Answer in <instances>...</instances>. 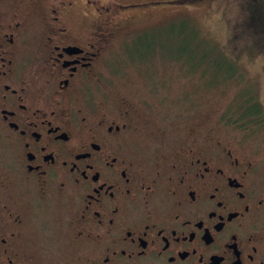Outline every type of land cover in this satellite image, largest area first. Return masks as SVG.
<instances>
[{
    "label": "flooded vegetation",
    "instance_id": "af4514ba",
    "mask_svg": "<svg viewBox=\"0 0 264 264\" xmlns=\"http://www.w3.org/2000/svg\"><path fill=\"white\" fill-rule=\"evenodd\" d=\"M148 3L0 0V264H264V177L233 126L169 141L147 99L85 92Z\"/></svg>",
    "mask_w": 264,
    "mask_h": 264
},
{
    "label": "rangeland",
    "instance_id": "374dc122",
    "mask_svg": "<svg viewBox=\"0 0 264 264\" xmlns=\"http://www.w3.org/2000/svg\"><path fill=\"white\" fill-rule=\"evenodd\" d=\"M101 1L150 3L119 12L120 19L129 18L131 23L111 38L104 60L97 67V80L85 88L87 96L102 99L108 106L113 102L115 105L121 96L134 103L140 98L147 99L153 104L152 113H148L151 117L162 122L173 120L171 125L174 126L167 129L169 141H176L188 127L209 129L220 123L233 126L236 132L228 134L229 139L234 135L242 136L264 177V25L258 29L253 23V18H264V9L259 15L255 12L251 15L246 0ZM186 22V28L190 25L206 44L202 48L204 53L212 49L217 53L219 47L229 51L235 62L236 69L231 72L234 76L219 80L218 68L207 60L187 71L188 66L173 63L175 49L171 55H162L159 50L139 58L127 54L136 47L133 39L144 32L153 37L171 32L172 39L181 29H186ZM183 37L169 41L176 42V47ZM254 98L261 103V114L246 112L247 101ZM251 119L256 122L248 126Z\"/></svg>",
    "mask_w": 264,
    "mask_h": 264
},
{
    "label": "trees",
    "instance_id": "16d2710c",
    "mask_svg": "<svg viewBox=\"0 0 264 264\" xmlns=\"http://www.w3.org/2000/svg\"><path fill=\"white\" fill-rule=\"evenodd\" d=\"M246 1L249 4L251 15L253 14V12L259 15L260 11L264 9L263 0H246ZM253 20H254L253 23H255L258 29L263 28L264 25L263 17H258L255 19L253 18ZM187 24L188 22L185 23L184 28H186ZM255 32L257 31L255 30ZM170 33L171 32L164 34L163 37H159L158 35L153 37L151 34L144 32L138 38L133 39L136 40V47L133 51H129L130 53L127 52V54L128 55L134 54L139 58V57H145L146 55L156 50H159L162 53V55H164V54H170V52L175 49L173 59H175L176 61L186 60L187 62H200V61L205 62L207 60V62H210L211 64H213V66L215 65V67L218 68V78H220L219 80L222 79L225 80L228 77L234 76L231 73L236 69L235 64H233L234 59L231 57L229 51L224 49V47H219L217 53H215L214 49H212V52L210 53H204L203 49L205 48L204 46L206 44H204L203 40L199 38L197 32L191 29L190 25L188 29L187 28L181 29L179 33L174 35V38H172V39H178L177 37L184 36L183 37L184 40L180 41V43H178L176 47H175L176 42L170 43L169 41L172 40L169 36ZM186 36H188V38ZM191 45H194L196 47L191 49L190 48ZM204 54L206 56V59L203 60Z\"/></svg>",
    "mask_w": 264,
    "mask_h": 264
}]
</instances>
